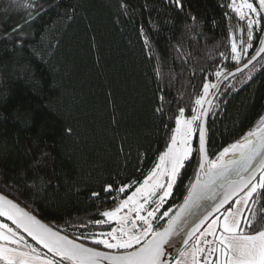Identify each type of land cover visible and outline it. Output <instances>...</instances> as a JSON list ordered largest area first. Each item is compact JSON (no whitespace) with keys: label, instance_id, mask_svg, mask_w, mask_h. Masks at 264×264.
I'll return each mask as SVG.
<instances>
[{"label":"trees","instance_id":"obj_1","mask_svg":"<svg viewBox=\"0 0 264 264\" xmlns=\"http://www.w3.org/2000/svg\"><path fill=\"white\" fill-rule=\"evenodd\" d=\"M231 3L0 0V193L78 243L102 246L91 237L116 224L96 221L158 163L178 108L190 117L205 83L217 84L257 51L263 10L240 20ZM248 19L256 21L251 41ZM233 39L245 49L239 63ZM262 116L264 56L227 82L213 104L210 156L254 130ZM194 172L195 161L181 170L157 218L178 211ZM126 184L132 187L120 193ZM156 220V227L167 223Z\"/></svg>","mask_w":264,"mask_h":264},{"label":"snow or ice","instance_id":"obj_2","mask_svg":"<svg viewBox=\"0 0 264 264\" xmlns=\"http://www.w3.org/2000/svg\"><path fill=\"white\" fill-rule=\"evenodd\" d=\"M175 3L182 7L181 0ZM245 20L249 13L260 15L264 0H232L228 5ZM247 10V12L245 11ZM71 18V17H69ZM194 19V18H193ZM256 23L248 19V41L252 39L251 29ZM22 30L18 26L13 31ZM243 43V41H241ZM251 48V43L247 44ZM245 49L238 50L235 39L231 44L232 59L239 63ZM259 52H264L261 40ZM259 54V53H257ZM256 58L253 55L248 63ZM248 63L244 67L248 66ZM241 71V69H237ZM223 73L216 72L220 77ZM230 75L232 73H229ZM216 84L205 83L203 96L195 100L197 107L190 117L185 108H178L175 128L170 129V142L158 157V163L135 191L110 211H104L106 219L97 224L115 222L110 231L94 234L93 245L88 247L69 239L36 216L21 208L12 199L0 194V217L7 218L15 229L0 222V262L2 264H264V116L259 126L250 130L240 140L223 147L215 158L206 146L204 119L208 110L203 107L210 89ZM163 114V109L158 108ZM167 127V126H166ZM71 134L72 129L66 130ZM198 134V146L193 139ZM48 156L47 153L42 155ZM195 161L194 180L187 195L174 214L169 208L159 218L157 212L166 198L172 195L173 186L186 164ZM133 183H136L133 181ZM111 186H109L110 188ZM132 184L121 186L124 193ZM217 188L221 189L217 192ZM93 195H97L94 193ZM155 197V199H153ZM214 200L193 224L189 217L202 207V202ZM154 203L155 208H149ZM127 211H124V210ZM223 209V211H221ZM142 213H146L142 214ZM168 217L164 226L156 227L153 221ZM22 229L37 245H42L52 257L41 256L38 249L28 244L20 234ZM183 234L185 247L173 261L167 259V248L174 237ZM87 238V237H86ZM56 257H59L57 260Z\"/></svg>","mask_w":264,"mask_h":264},{"label":"water","instance_id":"obj_3","mask_svg":"<svg viewBox=\"0 0 264 264\" xmlns=\"http://www.w3.org/2000/svg\"><path fill=\"white\" fill-rule=\"evenodd\" d=\"M264 12V10H263ZM261 40H264V29H263V34H262V38ZM261 47V41H260V44H259V47L257 49V51L253 54L256 56V58L254 60H252L251 63H248V60L253 56H251L243 65L239 66V67H236L235 69L231 70L230 72L224 74L220 80L217 82V87L213 89V92L211 94V96L209 97L208 101H210V103H207L205 104V109L208 110V115L205 117L204 119V123H205V128H206V146H207V125H208V119H209V115H210V111H211V108L213 106V104L215 103V101L217 100L218 96L220 95L222 89L224 88L225 84L227 82H229L230 80H232L233 78L245 73L247 70H249L252 66H254L263 56H264V52H259V49ZM259 53V54H257ZM248 63V66L247 67H244V65ZM237 69H241V71H237ZM229 73H232L231 75ZM259 126V124H258ZM256 126V128L258 127ZM255 128V129H256ZM197 137H198V134H197ZM208 148V147H207ZM221 189L217 188V192H220ZM1 194V193H0ZM10 199V198H9ZM14 203H17L13 200ZM215 201L214 200H206V201H203L202 202V207L198 210H196V213L195 215L189 217L188 219V224L191 225L193 224V222L196 221L197 217L200 216L209 206H211ZM18 204V203H17ZM21 208H23L25 211L29 212L30 214L34 215L32 212L28 211L27 209H25L23 206H21L20 204H18ZM223 211V209L221 210ZM35 216V215H34ZM3 218L4 220H6L7 222H9L10 224H12L11 221H8L7 218L5 217H1ZM36 218L38 220L41 221V223H44V224H47L46 222H44L42 219L38 218L36 216ZM13 225V224H12ZM48 226H50L49 224H47ZM15 227V225H13ZM52 227V226H50ZM53 228V227H52ZM53 230L55 231H58L56 230L55 228H53ZM26 239H28L31 243H33L36 247H38L40 250H42L44 253L48 254L49 256L52 257V253H49L47 252V249H44L42 247V245H37L35 241H33L31 239V237L27 236V233H24L22 229H19L18 230ZM60 232V231H59ZM61 233V232H60ZM62 235H64L63 233H61ZM186 237L181 234L180 236L178 237H174L173 238V241L172 243L168 246L167 248V259L168 261H173L174 262V258H177L178 256V253L181 249H183L185 247V245L183 244V240L185 239ZM71 239V238H69ZM78 243V242H77ZM56 259L58 260L59 257H56Z\"/></svg>","mask_w":264,"mask_h":264},{"label":"rangeland","instance_id":"obj_4","mask_svg":"<svg viewBox=\"0 0 264 264\" xmlns=\"http://www.w3.org/2000/svg\"><path fill=\"white\" fill-rule=\"evenodd\" d=\"M214 89V88H213ZM213 89H210V91H209V94H208V96L206 97V101H208V99H209V97L211 96V94H212V92H213ZM204 95V93L202 94V96ZM206 104V103H205ZM205 104L203 105V107H205ZM196 137H197V134L194 136V139H193V146H194V142H195V139H196ZM178 179V178H177ZM174 187V186H173ZM170 197V196H169ZM169 197H167L166 199H168ZM153 199H155V197L153 198ZM150 209L151 208H155V204L154 203H152V204H150L149 206H148ZM162 208V207H161ZM161 208L159 209L160 211H161ZM124 211H127L126 209L124 210ZM158 213V212H157ZM142 214H145L146 215V213H142ZM167 221L168 220V217H165L164 219H161V221L159 220L158 221V223H160V222H162V221ZM155 221H157V220H155ZM112 223H114V224H116L114 221L112 222ZM22 235V234H21ZM25 240L28 242V244H30V245H33L32 243H30L26 238H25ZM34 246V245H33ZM99 249H101L102 251H108L107 249H104L103 248V246H100V247H98ZM41 254V253H40ZM42 255V254H41Z\"/></svg>","mask_w":264,"mask_h":264},{"label":"crops","instance_id":"obj_5","mask_svg":"<svg viewBox=\"0 0 264 264\" xmlns=\"http://www.w3.org/2000/svg\"><path fill=\"white\" fill-rule=\"evenodd\" d=\"M1 222V221H0ZM42 256V255H41ZM1 264V263H0Z\"/></svg>","mask_w":264,"mask_h":264}]
</instances>
